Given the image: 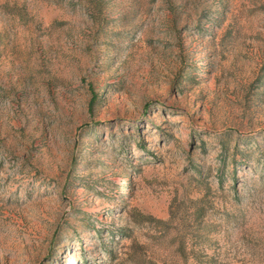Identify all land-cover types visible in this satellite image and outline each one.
Returning a JSON list of instances; mask_svg holds the SVG:
<instances>
[{"label":"rangeland","instance_id":"374dc122","mask_svg":"<svg viewBox=\"0 0 264 264\" xmlns=\"http://www.w3.org/2000/svg\"><path fill=\"white\" fill-rule=\"evenodd\" d=\"M0 264H264V0H0Z\"/></svg>","mask_w":264,"mask_h":264}]
</instances>
